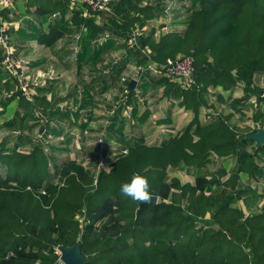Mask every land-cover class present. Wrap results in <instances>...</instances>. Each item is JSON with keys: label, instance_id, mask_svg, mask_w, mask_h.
<instances>
[{"label": "trees", "instance_id": "1", "mask_svg": "<svg viewBox=\"0 0 264 264\" xmlns=\"http://www.w3.org/2000/svg\"><path fill=\"white\" fill-rule=\"evenodd\" d=\"M143 1L146 4L140 5ZM164 1L117 0L107 11L99 13L79 5L68 12L69 20L65 10L70 1H54V8L41 10L39 15L50 16L63 8L54 12L58 19L48 25L47 31L32 38L51 47L72 35L67 41L78 50L79 66L85 63L96 69L110 51L120 48L138 58L137 66H142L148 57L140 50L129 49L126 42L147 25L153 29L151 33L140 32L136 41L140 49L148 50L150 60L162 65L167 59L193 57L189 87L183 88L162 75L155 86H163L164 96L171 94L181 99V105L195 115L200 107L207 106L203 95L208 87L231 88L237 83L249 86L255 74L264 72V0H185L182 4L189 16L184 30L154 39L153 20L163 14ZM86 10L88 15L84 16ZM103 32H108L112 39L96 43ZM116 39L125 42L120 44ZM108 63L112 64L108 73L105 63L96 79H117L121 86L105 97L94 99L93 87L88 84L79 100L56 98L52 93L53 80L37 87L32 99L22 97L15 88L9 92L8 100L18 97L27 110L36 108L33 124L28 125L21 116L16 123L5 126L0 141V264H57L56 249L77 243L86 256L85 264H264V203L259 212L246 218L236 206L241 191L236 190L240 175L249 176L243 181L249 192L257 194L260 189L259 185L252 187L250 180L263 175L255 162L263 160L264 145L250 153L246 140L250 134H240L226 118L218 116L205 124H189L161 143L146 145L139 139L125 148L128 152L123 155L120 146L106 160L109 141L115 133L117 144L123 145V118L125 123L131 122V103L144 101L142 83L129 90V78L124 76L121 80L120 76L123 63ZM149 75L145 73L141 82ZM13 83L15 87L14 79ZM107 88L104 86V90ZM262 90L264 86L258 91V98L264 101L260 97ZM125 95L130 114L121 103ZM91 105L100 114L95 119L99 124L95 126L97 130L93 131L91 111H85ZM82 112L87 119L78 120ZM63 119L79 131L69 128L58 132L52 128L53 120ZM35 130L34 137L29 136ZM71 131L80 134L79 148L73 145ZM48 135L63 139L45 145ZM13 136L19 141L16 143V139L14 146H9ZM88 137L95 138L97 151L86 152L82 147ZM99 139L102 159L112 164L109 171L100 170L95 184V167L101 151ZM28 143L32 144L31 150L23 147L25 152L16 151ZM67 143L73 145L72 152H77L73 159L55 155L65 151ZM214 158H232L236 167L227 170L224 161L216 175V168L213 173L209 169L210 164L216 163ZM136 173L148 179L152 196L158 198L156 205L136 203L121 194V184ZM177 174L191 176L193 180L181 181ZM216 187L219 191H215ZM263 197L264 193L259 195ZM77 216L84 217L79 240Z\"/></svg>", "mask_w": 264, "mask_h": 264}, {"label": "crops", "instance_id": "2", "mask_svg": "<svg viewBox=\"0 0 264 264\" xmlns=\"http://www.w3.org/2000/svg\"><path fill=\"white\" fill-rule=\"evenodd\" d=\"M54 1L61 0H14L13 2L15 18L16 20H21V22L19 24H15V27L11 31V43L16 48L17 55L26 58L29 57V59L31 60L29 74L34 75L37 71L46 72L49 70H54L57 78L53 80L55 88L52 93H54V96L56 98L67 97V99L71 102L73 98L78 97L79 100V98H81L82 96V90H85V88L83 89V87L89 84L93 87L91 90L93 98L98 99V97H105L106 95L115 92V90L113 89H115L116 87L118 88V85L121 86L120 81H117V79H114L110 82L106 78H102V80L96 79V77L98 76V72L100 74V69L102 68V66H104L103 64L107 63L110 70L112 64L108 63V61L111 62L112 58L118 55L119 57H121L118 61V64L120 65L123 63V68L120 76L128 77L130 82L133 78V74H130V72L132 73V69L137 66L138 58H136L132 54H129L128 52L124 53L125 48L114 49L110 51V53H108L107 55V58H104V62H102V64H99L97 68L94 69L93 67L85 63H81L79 66L77 62L78 53L75 52V45L73 44V42L70 41V43H68L67 41V39L70 40V37L72 35L69 37H67L68 35H66V40L64 38L60 39L51 47L45 46L36 41V39L32 38L38 32L47 31L48 25L54 24V21L58 19L57 17L59 15L55 17H52V15L59 12L58 10H61L63 8L56 9V12L54 11L55 13L53 12V14L50 16L39 15V12L41 10L50 11L52 8H54ZM166 1L168 0H165L163 3L166 4ZM146 2L147 1H143L142 3H140V5H145ZM184 6L185 5L183 4L179 5V7L176 6V8L172 11L170 32L167 33V35L173 32L180 33L184 30L183 24L189 16V12L186 11V8ZM68 9L65 10L66 20H69L70 16L68 12L72 10L69 6ZM164 16L165 14L163 12L162 15L153 20L154 31L156 25L163 22ZM152 30L153 29H150V27H148L147 25H143L141 26L140 32L151 33ZM104 34L107 35L105 42L108 39H112L111 35H109L108 32H103V35ZM102 36H99L98 39H100V37ZM152 37L154 39H157L158 37H160V35L158 37H154L152 33ZM97 40L96 43H98ZM116 41L120 43V41H118L117 39ZM2 55L3 54L0 49V60L2 59ZM70 73H74L75 76L76 74L79 76H76V78L73 77L74 82L72 85V89L65 94L62 93V90H64L66 79L69 78ZM160 77L161 75L150 73V75L146 76L145 79L142 80V82L141 80L138 83H136L135 81V86L139 85L140 83H144L143 85L141 84V93L144 101L142 103H139L134 100L131 103L133 111L131 122L125 123L126 120L123 118V129L122 135L120 137L123 145L117 144L115 138L118 134L115 133L112 139H110L109 141V145L111 147L107 148L108 155L105 156L106 160L111 159L112 156L115 155L117 150H119L120 146H123L122 148L125 149L139 139H143L146 145L161 143L169 137L180 133L189 124H195L198 122L201 124H205L212 117L222 116L223 118H226V122L240 134H252L257 130H264V101L258 98V91L264 86V72L255 74L253 76L251 85L249 86H246L243 83H237L231 88H224L221 86H218L216 88L211 86L208 87L207 92L203 95L207 102V106L200 107L196 115L192 110L185 109L184 106L181 105V99L174 98V96H172L171 94V97H166L163 95V86H155V82ZM13 84V79L10 77V74L1 67L0 99L5 100V102H0V141L2 140L1 138L4 137V128L8 123L12 121L16 123V121H18L21 116L26 119L28 125H31L34 122V118H32V116L34 115V110L36 107H33L34 109L32 108L27 110L25 102L20 98L13 96L14 98L8 100V97H4L6 93L9 94V92L11 93L14 91L15 87ZM104 86L105 88H107L108 86V88L104 90ZM58 87L59 89L61 88V90H59ZM123 87H125L124 84ZM46 94L47 97L50 98L51 95L49 93ZM86 110L91 111L89 120H93L95 122V119H98V116L100 115L99 110L94 109L93 105L86 107L85 111ZM83 112L78 120L86 118V115L84 114L85 112ZM95 123L93 124V126H90L91 131L97 130V127L95 126L99 125L97 124L98 121H96ZM67 124H70L68 119H63L60 121L53 120L51 126L53 129L59 130L58 132H65L66 130H69V128L79 131L78 127L71 124L67 126ZM253 130L256 131L252 132ZM36 131L37 130H35V132L31 133L29 136L34 137ZM17 138L13 136V139L11 143H9V146H14L13 143ZM18 141L19 139H17L15 142L17 143ZM95 142V138H85L82 142V147L84 146L86 152L90 149L97 151V145ZM248 142L249 145L247 146V149L250 151V153H252L253 149L258 148V146L251 140H248ZM72 146L73 145L67 143V149L65 151L57 152L55 155H57L61 159L67 157L73 159L77 152L74 153V151H71V148L72 150L74 149V147ZM20 147H25L26 150H31L32 144L28 143L27 145H22ZM78 154L81 156V152ZM224 161H226L225 163H227L228 165L227 170L235 169L236 161L232 158H226L224 160L219 159L214 161L216 162V166H212L210 164L209 166L211 167L209 169H211V172L213 173L214 168H216L214 173H216L217 175V168L221 166ZM255 164L259 169L262 170L263 174L260 177L257 176L254 177L255 179L251 178L250 180L252 182V187H255L257 185L260 186L257 194L251 191L249 192L250 189L248 190V187H246V185L243 183V181L249 178L247 174L240 175L241 180H238L236 187V190H241L239 192L236 206L241 209L244 214V218L259 212L264 203V197L259 198V195L264 193V156L263 160L259 159V161L255 162ZM107 171H109V169ZM177 176L181 181L190 182L193 180L191 176L185 174H177ZM214 189L215 191H219L218 187ZM79 217L82 218L83 216H77L75 220H79ZM206 217L208 218V215ZM79 239L80 238H78V240Z\"/></svg>", "mask_w": 264, "mask_h": 264}, {"label": "built area", "instance_id": "3", "mask_svg": "<svg viewBox=\"0 0 264 264\" xmlns=\"http://www.w3.org/2000/svg\"><path fill=\"white\" fill-rule=\"evenodd\" d=\"M70 4L69 7L77 8L79 5L83 6L85 5L88 7V9L91 12L99 13L103 11H107L109 8V5L112 2H115L117 0H69ZM185 0H182L181 2L179 0H168L165 4V10H164V20L161 23H158L155 27V31L153 32L154 37H158L161 34H167L170 32V23L172 22V11L176 8V6L179 7L182 3H184ZM13 2L14 0H0V49L3 53L2 59L0 62V65L3 66L4 70H6L7 73L10 74V76L15 81V89L20 93V95L24 98L32 99L34 95H36V88L39 86L45 85L47 80H54V72L49 70L47 72H41L37 71L36 74L30 75V63L31 60L26 57H22L17 55V50L11 43V31L15 27V24H19L21 20H16L15 14H14V8H13ZM84 16L88 15V11H85ZM57 16V14H53L52 17ZM136 34V35H135ZM140 34V31H136L134 33V37L126 42V45L129 49L133 50H140L143 55H146L148 57V61L145 65L136 66L133 68V80L138 83L141 80V77L145 73H152V74H158L162 76H166L170 78V80L175 81L179 83V85L183 88L189 87L191 81H192V73L194 71V59L192 56H185V57H179L175 60L167 59L165 64L159 65L156 62L150 60L148 56V50L146 49H140L137 44L136 36ZM78 38V36H77ZM107 38V35L104 34L100 39L97 40L98 43L105 42ZM118 41L125 42L123 39ZM75 52H77V48H75ZM124 53H127L126 50H124ZM123 54V52H122ZM121 57L114 56L112 58V63L116 64ZM109 68L105 70V73H108ZM57 78V77H56ZM125 78L121 77V80H124ZM135 93L138 95L139 91L137 88H135ZM9 94H5L4 97H9ZM127 96L125 95L123 99L121 100V103L126 106L127 104ZM260 97L264 99V90H262ZM143 100V98H140ZM63 108L64 106H60ZM126 112L130 114L131 107L126 106ZM86 134V132H84ZM70 135L72 136L73 145L75 147L79 148V140H80V134L77 132L71 131ZM38 139L41 137V135H37ZM62 137H54L52 135H48L46 139L44 140V144L46 145L49 142H61ZM98 144L100 147V153L99 158L97 160V165L99 166L98 169L100 170H108L110 168V165L112 164V161H105L102 159V139L98 140ZM23 151V148L18 147L16 148L17 152H21L19 150ZM47 150V148H45ZM121 155L128 152L125 149H122L119 151ZM99 170V171H100ZM99 173V172H98ZM98 173H95L97 176ZM79 221L83 223L84 217H79ZM56 253L58 254V262L57 264H63L62 261L60 262L59 259V249H56Z\"/></svg>", "mask_w": 264, "mask_h": 264}, {"label": "water", "instance_id": "4", "mask_svg": "<svg viewBox=\"0 0 264 264\" xmlns=\"http://www.w3.org/2000/svg\"><path fill=\"white\" fill-rule=\"evenodd\" d=\"M135 86V80H131L129 82V90H132ZM43 131V128H41ZM247 140H251L256 143L257 146L264 145V130H258L257 132L250 134L246 137ZM151 204H157L158 198L156 196H152ZM79 243L75 244L70 248H59V259L60 262L62 261L63 264H85L86 256L82 253L81 249L79 248Z\"/></svg>", "mask_w": 264, "mask_h": 264}, {"label": "clouds", "instance_id": "5", "mask_svg": "<svg viewBox=\"0 0 264 264\" xmlns=\"http://www.w3.org/2000/svg\"><path fill=\"white\" fill-rule=\"evenodd\" d=\"M120 192L136 203L151 202V186L148 179L138 173L133 174L130 181L122 183Z\"/></svg>", "mask_w": 264, "mask_h": 264}, {"label": "rangeland", "instance_id": "6", "mask_svg": "<svg viewBox=\"0 0 264 264\" xmlns=\"http://www.w3.org/2000/svg\"><path fill=\"white\" fill-rule=\"evenodd\" d=\"M51 71L54 72V76H55V79H56L57 75H56L55 71H54V70H51ZM130 74H133V69H132V73L130 72ZM69 75H70L69 78L66 79V85L64 86V90H62V93H65V94H66V92H68V91H70V90L72 89V85H73V82H74L73 77L76 78V76H77V77L79 76V75H77V74H76V76H75L74 73H70ZM52 82H54V81H52ZM58 89H59V87H58ZM59 90H61V88H60ZM19 151H21V152H25V151H22V149L19 150ZM98 167H99V166L96 164V167H95V173L100 172V171H99L100 169H98ZM98 176H99V175L95 176V179H96L95 184H96V182H97ZM76 221H77V223L79 224L78 227H79L80 233H79L78 238H80V236H81L82 233H83V232H82L83 229H82L81 227H82L84 224L81 223V222L78 221V220H76ZM120 257H121V259L123 260V253H121Z\"/></svg>", "mask_w": 264, "mask_h": 264}]
</instances>
